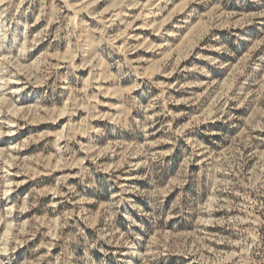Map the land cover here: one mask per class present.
Segmentation results:
<instances>
[{
    "label": "rangeland",
    "instance_id": "obj_1",
    "mask_svg": "<svg viewBox=\"0 0 264 264\" xmlns=\"http://www.w3.org/2000/svg\"><path fill=\"white\" fill-rule=\"evenodd\" d=\"M0 264H264V0H0Z\"/></svg>",
    "mask_w": 264,
    "mask_h": 264
}]
</instances>
